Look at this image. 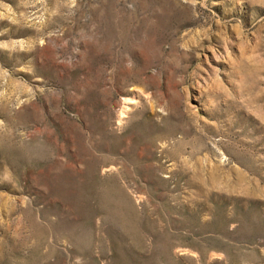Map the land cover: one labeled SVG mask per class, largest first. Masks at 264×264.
Wrapping results in <instances>:
<instances>
[{
  "label": "rangeland",
  "instance_id": "obj_1",
  "mask_svg": "<svg viewBox=\"0 0 264 264\" xmlns=\"http://www.w3.org/2000/svg\"><path fill=\"white\" fill-rule=\"evenodd\" d=\"M0 264H264V0H0Z\"/></svg>",
  "mask_w": 264,
  "mask_h": 264
}]
</instances>
